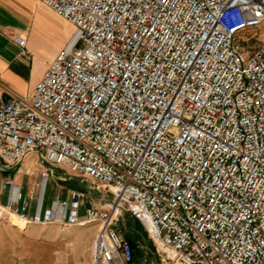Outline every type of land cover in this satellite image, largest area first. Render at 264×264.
Here are the masks:
<instances>
[{
    "label": "built area",
    "instance_id": "built-area-1",
    "mask_svg": "<svg viewBox=\"0 0 264 264\" xmlns=\"http://www.w3.org/2000/svg\"><path fill=\"white\" fill-rule=\"evenodd\" d=\"M38 1L75 38L25 98L0 93V170L34 153L103 195L84 206L72 188L42 208V169L27 196L2 180L0 211L95 224L89 264L132 261L122 215L161 264H264V31L243 36L264 0ZM11 40L27 59L25 36Z\"/></svg>",
    "mask_w": 264,
    "mask_h": 264
},
{
    "label": "rangeland",
    "instance_id": "rangeland-1",
    "mask_svg": "<svg viewBox=\"0 0 264 264\" xmlns=\"http://www.w3.org/2000/svg\"><path fill=\"white\" fill-rule=\"evenodd\" d=\"M39 2V1H38ZM41 3V2H39ZM42 4V3H41ZM43 5V4H42ZM46 9L44 12L37 4L33 6L32 9V24L31 32L35 39L33 42L34 50L30 54V57L21 63V73L23 77H29L32 74L39 71L38 63L47 59L54 49L67 46L68 43L72 40V35H74V29L71 24L57 15L54 14L52 10L43 5ZM264 31V24L261 27L250 28L243 33L244 38H254L256 37L254 44L259 41L262 33ZM59 49V48H58ZM46 67V66H45ZM45 69V68H44ZM43 69V70H44ZM43 72V71H42ZM36 154L31 153L25 157L27 160L26 164H17L16 167L15 180L22 181V184L25 186L28 183H31L33 179L36 178V175L42 169H47L43 167L37 159H35ZM31 161L29 162V160ZM20 169V170H19ZM11 170L5 171L10 173ZM50 171V170H49ZM72 188H80L73 182L69 180H59L56 178L55 174L50 171L49 178L46 181L43 197V205L45 206L51 197L52 194L58 193L61 198H66L68 190ZM103 195L102 193H99ZM83 205L87 206L91 203H97L96 199L90 196L87 192L85 198L82 200ZM127 215H122L117 222L114 224V228L118 230L119 234L133 243V258L129 264H153L150 246L144 247L140 241L136 240V236L127 228ZM0 220L9 221L12 225L22 227L24 224L18 221L15 218H11L9 213H4L0 211ZM52 228H48V227ZM80 232L83 236L90 234L96 229L95 224H87L85 226H78ZM57 229L54 228L53 224L46 226H34L33 233H27L26 236H34L35 239V248H0V264H7L8 262H13V264H73L75 261L80 259H71L73 253L82 251V248H41L43 246H48L49 243L45 241L47 236L55 234ZM68 231L58 232L57 236H63L67 234ZM84 256H86V252ZM82 258V257H80ZM86 260V257H83ZM82 261V260H80ZM159 264H161L158 261ZM83 264H87L83 261Z\"/></svg>",
    "mask_w": 264,
    "mask_h": 264
},
{
    "label": "crops",
    "instance_id": "crops-1",
    "mask_svg": "<svg viewBox=\"0 0 264 264\" xmlns=\"http://www.w3.org/2000/svg\"><path fill=\"white\" fill-rule=\"evenodd\" d=\"M35 4L44 12L46 11L38 0H0V93L3 97H6L8 94H13L25 98L54 53L60 48L54 49L47 59L36 63L39 67L37 73H31V75L26 78L23 77L20 69L21 63L27 60L34 50L33 39L35 38L31 32V24L33 19L32 9ZM15 34H20L26 38L27 59L20 56L19 48L11 40L12 36ZM72 37H74V35H72ZM24 160L25 158L21 161V164H26L27 160ZM30 161L31 159L29 162ZM16 167L18 169L16 165L14 168L0 170V207L5 204L8 194V190H1V183L4 178H13V182L19 187L21 196H27L28 194L27 184L24 186L20 179L15 180L14 174L16 171L18 172V170H15ZM8 170H11L9 174L5 172ZM49 201L50 198L45 206L42 202V208L47 207ZM34 204L35 201L31 200L28 206L29 214L33 212ZM48 225L44 226L47 227ZM34 226L39 225L24 224L22 227H19L12 225L9 221L0 220V248H35L36 243L34 236L28 237L25 235L27 233H33ZM53 226L57 229L55 234L47 236L45 241L49 243V245L41 248H82V251L78 254L74 252L71 259H80L82 260V264L83 261L89 264V250L96 229L90 234L83 236L78 226H67L61 230L56 224H53ZM48 228L52 227L50 226ZM71 228L72 230L67 234L59 237L57 236L58 232L68 231V229ZM83 252L87 253L86 256H84L85 253ZM83 257H86V260ZM7 264H13V262L10 261Z\"/></svg>",
    "mask_w": 264,
    "mask_h": 264
},
{
    "label": "water",
    "instance_id": "water-1",
    "mask_svg": "<svg viewBox=\"0 0 264 264\" xmlns=\"http://www.w3.org/2000/svg\"><path fill=\"white\" fill-rule=\"evenodd\" d=\"M40 164L43 167L48 168L50 171H52L55 174V176H59L63 178L64 180H69L73 182L74 184H76L77 186H79L80 188L84 189L90 196L95 197V198H98L101 196L98 192H94L87 183L82 182L78 177L68 174L66 172H63L58 167L48 164L45 160L41 158H40ZM127 228L138 238V240L144 247L147 248L148 245L150 246L149 240L146 238L145 234H143L142 230L137 227L136 220L132 216H130L127 219ZM150 254H151L153 264H159L157 256L152 252Z\"/></svg>",
    "mask_w": 264,
    "mask_h": 264
},
{
    "label": "bare ground",
    "instance_id": "bare-ground-1",
    "mask_svg": "<svg viewBox=\"0 0 264 264\" xmlns=\"http://www.w3.org/2000/svg\"><path fill=\"white\" fill-rule=\"evenodd\" d=\"M74 38H75V34H74V37L72 38L71 42L73 41ZM71 42H70V43H71ZM70 43H68V45H69ZM9 214H10V217H11V218H15V219H17L18 221H20V223L22 222V221L19 220V218H18L16 215H14L13 213H9Z\"/></svg>",
    "mask_w": 264,
    "mask_h": 264
},
{
    "label": "trees",
    "instance_id": "trees-1",
    "mask_svg": "<svg viewBox=\"0 0 264 264\" xmlns=\"http://www.w3.org/2000/svg\"><path fill=\"white\" fill-rule=\"evenodd\" d=\"M136 224H137V227H138L139 229H141V230H142L141 226L139 225V223H138L137 221H136ZM142 232H143V234H145L143 230H142ZM136 240L138 241V238H137V237H136ZM128 242H129V244H130L131 248H133V243H132V242H130V241H128Z\"/></svg>",
    "mask_w": 264,
    "mask_h": 264
}]
</instances>
